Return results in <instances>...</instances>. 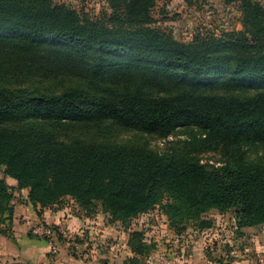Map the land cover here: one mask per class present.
I'll return each mask as SVG.
<instances>
[{
	"label": "trees",
	"instance_id": "1",
	"mask_svg": "<svg viewBox=\"0 0 264 264\" xmlns=\"http://www.w3.org/2000/svg\"><path fill=\"white\" fill-rule=\"evenodd\" d=\"M107 2L110 13L94 18L55 0H0V79L83 81L0 85V170L17 182L0 178V232L12 225L14 191L26 189L35 206L70 197L124 225L157 206L178 231L211 228L212 210L233 211L239 228L264 224V162L245 158L264 147V0H225L242 30L190 42L155 26L158 0ZM105 128L164 139L198 129L201 148L229 160L74 137ZM140 237L130 236V264L154 246Z\"/></svg>",
	"mask_w": 264,
	"mask_h": 264
},
{
	"label": "rangeland",
	"instance_id": "2",
	"mask_svg": "<svg viewBox=\"0 0 264 264\" xmlns=\"http://www.w3.org/2000/svg\"><path fill=\"white\" fill-rule=\"evenodd\" d=\"M55 1L66 3L94 18L110 13L107 0ZM153 15L157 20L155 24L157 28L172 33L175 38L184 42L194 40L197 35L221 37L227 32L242 30L241 13L237 4H226L225 0H192L190 4L185 0H158ZM81 82L83 81L78 77H60L48 80H40L38 77L26 78L25 80L0 79V85L35 86L54 90H62ZM196 134L198 137L200 136L198 129H179L170 137L164 139L137 131L105 128L101 131L92 130L88 133L77 130L74 137L89 140L98 139L117 144L146 145L160 152L166 149L183 151L190 153V155L199 159L201 163L213 166L223 165L229 160L228 155L221 150L201 148V142L197 140ZM245 158L249 161L264 162V147L252 146L247 148ZM0 178H5L12 187L17 186V182L5 176L2 170H0ZM23 191L29 193L27 189L15 190L14 195L22 197L24 195ZM56 207L68 209L70 213L94 221V224H91L92 228L88 230L89 232L93 231L88 233L89 238L84 235L71 237L66 231L58 230L57 232L61 235V238H59L58 233L55 231V247L52 251L55 256L54 264L59 263L57 256L60 254L61 248L64 249L65 253L72 255V247L78 252V254H73L74 257H80L86 248L94 247V249L102 248L103 250H99V253L112 264H130L127 262L128 258L134 256L130 246V236L135 232L141 234L140 238L148 244L154 245L150 249V255L145 260L141 259V264H162L160 261L152 260L155 255L171 258L172 264H180L179 259L182 261L185 257L182 256V248L187 247V249H190L189 252H192L191 247L195 243H206L210 249L214 247L219 249L217 256L213 258L216 260L219 259V255L225 252L228 255L227 253L235 251V253L229 254V258H225V260L238 261L246 257L251 242L258 239L264 240V224L239 228L231 210L227 212L210 211L207 218L212 220L213 226L209 229L199 230L193 224H188L186 230L178 231L177 228H172L170 221L159 206L147 214L134 218L128 225H124L121 221L112 220L109 214L103 212L100 204L84 207L73 198L68 197ZM5 226L9 228L10 224ZM104 226L109 228L104 230L102 229ZM50 239H53V233L49 237ZM129 252H131V255L128 256Z\"/></svg>",
	"mask_w": 264,
	"mask_h": 264
},
{
	"label": "crops",
	"instance_id": "3",
	"mask_svg": "<svg viewBox=\"0 0 264 264\" xmlns=\"http://www.w3.org/2000/svg\"><path fill=\"white\" fill-rule=\"evenodd\" d=\"M23 192L22 197L15 195L12 200L11 205L14 207L12 225L9 228L5 226H8L9 221L1 224V228L7 229L9 232H0V264H54L55 256L52 252L55 247L54 231H52L53 239L46 240L41 238L40 230L42 228L57 227V231H66L71 237L84 235L89 238L88 233L93 232L88 230L92 228L91 224H94V221L70 213L68 209L35 206L28 200V193ZM108 228V226H104L102 229ZM31 232L40 237H31L29 235ZM204 240L206 241V239ZM72 249L73 253L70 255L61 248L60 254L57 256L58 264H112L99 253V250H103L102 248L88 247L80 257H74L73 254H78V252L74 250V247ZM189 250L187 247L182 248V256L185 257L182 261L179 259L180 264H264L263 239L251 242L246 257L238 261L225 260V258H229V254H233L235 251L227 253L228 255L225 252L219 255V259H213L220 250L215 247L210 249L206 243L192 244V252ZM129 255L131 252L128 253Z\"/></svg>",
	"mask_w": 264,
	"mask_h": 264
},
{
	"label": "built area",
	"instance_id": "4",
	"mask_svg": "<svg viewBox=\"0 0 264 264\" xmlns=\"http://www.w3.org/2000/svg\"><path fill=\"white\" fill-rule=\"evenodd\" d=\"M40 233L45 234L49 237L52 235V231L48 228H42L40 230ZM152 260H155L157 262L160 261L162 264H172L171 258H166L164 256L159 257L158 255L157 256L155 255Z\"/></svg>",
	"mask_w": 264,
	"mask_h": 264
}]
</instances>
